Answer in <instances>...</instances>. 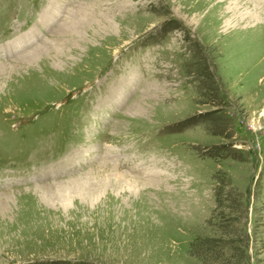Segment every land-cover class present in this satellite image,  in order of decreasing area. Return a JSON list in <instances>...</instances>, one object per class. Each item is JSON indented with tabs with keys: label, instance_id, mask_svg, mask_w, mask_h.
<instances>
[{
	"label": "rangeland",
	"instance_id": "obj_1",
	"mask_svg": "<svg viewBox=\"0 0 264 264\" xmlns=\"http://www.w3.org/2000/svg\"><path fill=\"white\" fill-rule=\"evenodd\" d=\"M0 264H264V0H0Z\"/></svg>",
	"mask_w": 264,
	"mask_h": 264
}]
</instances>
